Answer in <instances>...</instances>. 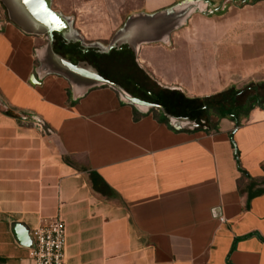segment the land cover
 Returning <instances> with one entry per match:
<instances>
[{"label":"crops","instance_id":"crops-1","mask_svg":"<svg viewBox=\"0 0 264 264\" xmlns=\"http://www.w3.org/2000/svg\"><path fill=\"white\" fill-rule=\"evenodd\" d=\"M186 1L199 9L167 42L112 53L132 56L144 81L124 69L118 85L157 104L149 111L51 73L45 38L0 20V264H33L31 232L58 218L66 264H264V107L232 95L264 85V0H144L125 16L126 0L91 7L110 41L129 17ZM227 95L219 108L241 110L239 126L208 104Z\"/></svg>","mask_w":264,"mask_h":264},{"label":"water","instance_id":"water-1","mask_svg":"<svg viewBox=\"0 0 264 264\" xmlns=\"http://www.w3.org/2000/svg\"><path fill=\"white\" fill-rule=\"evenodd\" d=\"M0 3L4 5L10 23L25 34L45 38L47 43L42 52L49 58L46 64L51 73L61 75L73 84L82 85L83 92L98 86H108L118 93L121 100L141 111H149L158 106L133 97L118 84L102 78L92 66L86 63L73 65L58 55L54 51L55 36L62 38L67 45L79 44L84 49H96L102 55L120 51L123 47H128L137 55L142 45L167 42L170 34L182 26L200 5L199 2L186 1L156 14L133 15L104 46L101 43H85L83 36L74 28V19L55 10L53 0H0ZM167 117L179 129L194 130L198 127L188 118Z\"/></svg>","mask_w":264,"mask_h":264},{"label":"rangeland","instance_id":"rangeland-1","mask_svg":"<svg viewBox=\"0 0 264 264\" xmlns=\"http://www.w3.org/2000/svg\"><path fill=\"white\" fill-rule=\"evenodd\" d=\"M98 1L99 0H53V8L66 16L72 17L73 19H78L77 17L81 15V11H86L87 13H82V15L86 17H82L80 21L77 20L75 22L74 28L78 27L81 29L80 33L87 42L101 43L102 45L106 46L109 43V38L103 37L101 29V22L105 20V17L103 16L100 8L91 7V5H96ZM143 1L144 0H126L123 16L128 15L130 11L136 10L143 3ZM0 20L10 22L7 11L4 5L1 3ZM40 42L41 44H44L45 40H41ZM122 62H126L125 65H128L123 66ZM99 67L104 74L115 80V84L129 82L128 77H126L124 74V69H128L129 75L136 74V77L138 76L137 82L142 83L144 81L143 78H141L140 73L136 71L131 55L112 54L107 57L101 56ZM134 91L138 92L137 90ZM151 91H154V89H151ZM233 92L232 95H236L239 103H243L245 101L247 105H251L254 103L252 100L253 96H256L259 100L258 105L264 107V85H261V83H243L238 85L237 90ZM226 99L230 101V95L214 98V100L208 104H210L213 109L219 107H225L228 109L229 107L224 105V101ZM205 121V125L208 126L210 119L206 117ZM214 122L215 120H212L211 124H214ZM202 125L204 126V124Z\"/></svg>","mask_w":264,"mask_h":264},{"label":"built area","instance_id":"built-area-1","mask_svg":"<svg viewBox=\"0 0 264 264\" xmlns=\"http://www.w3.org/2000/svg\"><path fill=\"white\" fill-rule=\"evenodd\" d=\"M30 238L29 258L33 264H66L67 230L62 219L42 223Z\"/></svg>","mask_w":264,"mask_h":264},{"label":"flooded vegetation","instance_id":"flooded-vegetation-1","mask_svg":"<svg viewBox=\"0 0 264 264\" xmlns=\"http://www.w3.org/2000/svg\"><path fill=\"white\" fill-rule=\"evenodd\" d=\"M75 45H77V44H75ZM75 45H67L66 42L62 38L55 36V42H54V51L55 52L60 53L63 56L69 54V56H71L72 59L74 60L75 65H77L78 63H86V64L92 66L93 68H95L96 71L98 72V74L102 78H104L105 80H108L110 82H115L114 79H111L110 77H108V75L104 74L99 67L100 57L101 56H106V57L110 56L115 51H112L109 55H102V54L98 53L96 49L80 48V49H78L77 52H74L73 49L76 48ZM128 77H130V76L128 75ZM116 83H117V81H116ZM145 94H146V97L153 99L151 97L150 92L149 93L146 92ZM154 103H156V102H154ZM155 109H157V108H155Z\"/></svg>","mask_w":264,"mask_h":264},{"label":"trees","instance_id":"trees-1","mask_svg":"<svg viewBox=\"0 0 264 264\" xmlns=\"http://www.w3.org/2000/svg\"><path fill=\"white\" fill-rule=\"evenodd\" d=\"M258 1H260V0H258ZM215 112H216V114L219 117H227V116L230 117V119L236 121L237 126H239V124H240L239 114L241 113V110H239V109L238 110H233V111L232 110H228V111L225 112L223 109L218 108V109H215ZM242 174H243V178L244 179L245 178L248 179V176H247L246 173L242 172ZM249 199H250V197H249Z\"/></svg>","mask_w":264,"mask_h":264}]
</instances>
